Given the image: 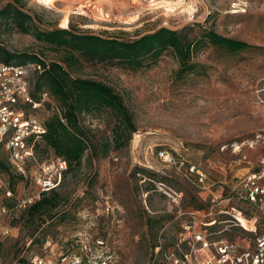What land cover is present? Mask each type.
Returning a JSON list of instances; mask_svg holds the SVG:
<instances>
[{"label":"rangeland","instance_id":"374dc122","mask_svg":"<svg viewBox=\"0 0 264 264\" xmlns=\"http://www.w3.org/2000/svg\"><path fill=\"white\" fill-rule=\"evenodd\" d=\"M163 1L182 5L168 11ZM7 4L30 15L42 31L63 29L64 18L67 28L124 41L162 27H193L212 29L254 48L234 55L204 48L194 60L205 66L206 74L182 79L177 78V62L168 52L136 71L80 58L71 74L105 84L120 95L136 132L127 147L111 149L105 158L85 154L80 168L64 177L57 191L63 200L52 218L18 221L12 237L0 247V264H28L33 255L53 263L63 252L77 251L73 237L82 230L107 238L117 264H149L160 231L168 244L186 220L180 214L195 208L211 210L217 221L229 218L221 212L235 209L237 203L228 189L252 171L262 155L255 136L264 133V0H54L52 4L0 0V9ZM0 45L38 55L46 63L63 56L33 34L15 30L0 31ZM55 112L49 110L41 118ZM80 121L92 145L101 151L111 137L109 112L83 114ZM36 148L42 160L53 155L44 142ZM159 151L182 166H168L157 156ZM190 166L204 173L207 189L196 188L194 175L185 172ZM245 212L255 215L251 209ZM198 221L204 218L199 216Z\"/></svg>","mask_w":264,"mask_h":264},{"label":"built area","instance_id":"2783aa9c","mask_svg":"<svg viewBox=\"0 0 264 264\" xmlns=\"http://www.w3.org/2000/svg\"><path fill=\"white\" fill-rule=\"evenodd\" d=\"M43 71L38 63L7 65L0 62V149L12 170L24 178L14 191L4 179H0V245L12 237L14 223L42 194L61 185L67 171L63 159L50 155L42 160L37 153L36 146L43 142L47 131L41 114L49 110L58 113L48 92H41L38 99L32 96L34 78ZM255 140L262 148L258 165L228 189L233 195L231 199L247 208L221 212L229 217L222 221L212 219L211 210H187L180 214L179 217L183 215L186 220L179 225L171 242H163V230L160 231L149 264H264V133L256 135ZM157 156L168 166H182L164 151H159ZM185 172L194 175L197 189H207L205 175L197 167L190 166ZM180 200L181 196H178L174 202L178 204ZM249 209L255 215L245 213ZM199 216L204 221L199 222ZM218 225L223 226L217 230L214 227ZM225 234L231 238L223 236ZM73 240L78 245L76 252L67 250L53 263L33 255L28 263H118L115 248L107 238L92 237L82 230L74 235Z\"/></svg>","mask_w":264,"mask_h":264},{"label":"trees","instance_id":"16d2710c","mask_svg":"<svg viewBox=\"0 0 264 264\" xmlns=\"http://www.w3.org/2000/svg\"><path fill=\"white\" fill-rule=\"evenodd\" d=\"M10 30L33 34L36 40L44 43L51 51L63 54L60 61L46 63L38 55L15 53L0 45L1 63H38L44 68L42 73L35 76L31 92L34 99H38L41 92H48L58 108V113H53L45 120L47 131L43 142L52 150L54 156L66 161L67 171L64 177L75 168H80L85 154L89 153L91 159L105 158L111 149L118 151L127 147L136 132L133 116L120 95L105 84L71 74L79 64L80 58L93 64L111 63L136 71L154 64L168 52L177 62V78L182 79L192 73L206 74L205 66L194 60L196 53L204 48L210 47L229 55L254 48L245 42L219 35L212 29L201 28L195 31L193 27L180 30L162 27L129 41L81 33L75 31L71 25L66 29L42 31L33 24L30 15L16 5L7 4L0 9V31ZM95 111H108L113 119L111 137L105 140L101 151L98 152L80 121L83 114ZM0 179H4L13 191L24 181L22 175L12 170L4 155H0ZM60 186L42 194L18 221L26 219L27 222L35 223L37 220L44 221L45 217L51 219L52 212L63 200L57 192ZM236 208L243 210L240 204H237ZM192 210L200 211L195 208ZM154 247L155 244L152 250Z\"/></svg>","mask_w":264,"mask_h":264},{"label":"bare ground","instance_id":"6f19581e","mask_svg":"<svg viewBox=\"0 0 264 264\" xmlns=\"http://www.w3.org/2000/svg\"><path fill=\"white\" fill-rule=\"evenodd\" d=\"M43 2L45 3H48V4H52L54 0H42ZM161 4L168 10V11H174L175 7L176 6H181V1L177 2V3H172V2H168V1H163L161 2ZM177 9V8H176ZM67 24H68V21L66 18H64L62 21H61V24H60V27L63 28V29H66L67 28ZM242 223L244 225H246L243 221V219H241Z\"/></svg>","mask_w":264,"mask_h":264}]
</instances>
